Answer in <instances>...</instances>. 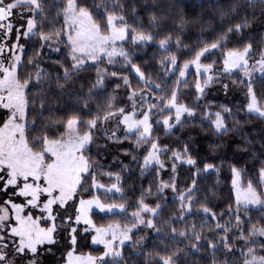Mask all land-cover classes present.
Returning <instances> with one entry per match:
<instances>
[{
  "label": "trees",
  "instance_id": "obj_1",
  "mask_svg": "<svg viewBox=\"0 0 264 264\" xmlns=\"http://www.w3.org/2000/svg\"><path fill=\"white\" fill-rule=\"evenodd\" d=\"M67 1L38 0L35 32L24 41L17 82L24 88L25 135L28 145H36L31 147L33 150L43 140L59 139L71 120L79 121L81 133L87 132L90 123H96L91 143L83 151L89 169L81 178L74 202L98 198L103 204L122 208L108 215L91 212L95 227H137L121 247L119 259L101 264H164L166 260L172 264H244L251 255L264 258L262 211L249 213L251 226L261 233L255 243L248 244L253 251L241 253L243 241L237 235L242 231H227L233 224L232 171L243 170L245 181H249L264 165V119L245 112L241 86H247L237 78H233L235 85L233 80L222 82L197 99L192 81L178 84L176 72L170 75L171 53L158 48L161 42L178 39L183 48L178 58L186 62L204 48L218 47L208 55L218 66L219 52L250 47L258 53L264 37V0H76L77 8L88 12L101 30L107 19L114 17L117 25L129 29V38L133 34L150 36V43L128 40L122 44L129 64L108 65L101 61L79 70L74 69L70 48L61 36ZM132 67L147 82L160 87L155 92L158 97L170 98L176 86L182 87L179 103L197 115L206 106L217 110L227 105L230 109L222 133H216L198 117L183 121L167 133L160 122L171 113L162 105L151 111L152 139L167 150V155L178 152L187 156L194 162L192 167L177 165L173 170L171 161L166 160L163 168L145 170L143 163L151 141H137L135 135L113 140L104 132L102 120L114 110H127L130 93L145 88L144 82L132 74ZM102 72L105 74L100 79ZM224 84L229 88L234 85L235 92L224 94ZM252 88L264 104V75L254 81ZM207 167L213 169L206 171ZM115 181L119 194L107 195L92 189L94 182ZM171 185L178 193L189 192L184 199L191 200L188 211L172 198L169 189H162ZM2 201L1 198L0 205ZM138 214L144 221L139 227ZM63 221L56 220L52 244L38 249L35 256L17 253L15 258L25 264H60L70 250L68 230L72 225ZM223 235L227 242L220 240ZM6 238L11 239L8 235ZM74 251L95 258L104 253L101 246L92 244V235L84 232L81 225L75 230Z\"/></svg>",
  "mask_w": 264,
  "mask_h": 264
},
{
  "label": "rangeland",
  "instance_id": "obj_2",
  "mask_svg": "<svg viewBox=\"0 0 264 264\" xmlns=\"http://www.w3.org/2000/svg\"><path fill=\"white\" fill-rule=\"evenodd\" d=\"M75 1L68 0L64 6V26L61 32L62 39L70 48L75 70L101 61L108 65L115 62L129 64L128 54L122 44L128 40L134 44L150 43L148 35L133 34L129 38V29L117 25L118 20L114 17H109L105 29L101 30L88 12L77 8ZM37 12L38 0H0V199H3L0 205V264H25L15 258L17 253L35 256L38 249L52 244L57 231V219L72 224L68 230L70 250L64 254L60 264L115 262L120 257L121 247L129 242L130 234L137 227H95L90 219L91 212L108 215L120 212L122 208L103 204L98 198L74 202L81 178L89 169L83 151L91 143V132L96 123H90L87 132L81 133L79 121L71 120L56 141L43 140L37 150L31 148L36 147L34 143H31L32 146L27 143L24 88L17 82V71L21 64L24 41L35 32ZM158 48L171 53L168 56L172 63L170 75L176 72L178 84L192 81L197 99L205 97L210 89L222 82L227 84L237 78L247 86H241L245 112L264 119V104L258 100L252 88L254 81L264 75V37L258 53H253L250 47L219 52V66L216 60L208 58L209 53L219 50L218 47L204 48L193 60L186 62L178 58L183 50L178 39L161 42ZM131 72L139 81L144 82L145 88L130 93L127 110H114L102 120L104 132L113 140L121 135H135L137 141H151L143 163L145 170L163 168L166 160L171 161L173 170L177 165L192 167L194 162L187 156L178 152L167 155V150L152 139L151 111L158 110L162 105L164 111L171 113L160 122L167 133L183 121L196 117L210 125L216 133H222L226 130L225 121L230 116V109L227 105H220L217 110H212L215 106H206L203 113L197 115L179 103L178 95L184 91L182 87L176 86L170 98H161L155 94L159 92L158 85L147 82L136 67H132ZM104 74L101 73L100 79ZM226 84L224 94L235 92V82L232 88ZM211 169L207 167L205 170ZM116 182H94L92 189L107 195L119 194V184ZM162 189H169L173 193L172 198H177L180 205H184L186 211L189 210L191 200L184 202L189 192L178 193L174 185ZM231 190L234 198L230 211L233 224L232 230L227 231H242L237 236L243 241L241 253L247 254L253 251V247H248L250 241L255 243L256 236L261 235L251 226L249 213L262 211L264 216V165L258 175L249 181H245L243 170H233ZM142 211L148 210L142 208ZM143 224L138 214L136 225L139 227ZM79 225L84 232L92 235L94 246L103 248L104 253L100 258L75 254V230ZM7 235L11 239L6 238ZM223 236L220 240L227 242L228 239ZM163 263L172 264L169 260ZM244 264H264V258L251 255L244 260Z\"/></svg>",
  "mask_w": 264,
  "mask_h": 264
}]
</instances>
